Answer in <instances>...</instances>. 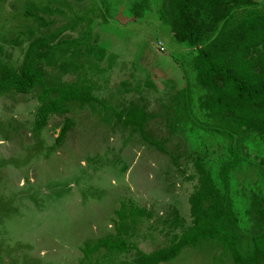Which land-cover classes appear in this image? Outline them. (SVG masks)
Instances as JSON below:
<instances>
[{
    "label": "rangeland",
    "instance_id": "rangeland-1",
    "mask_svg": "<svg viewBox=\"0 0 264 264\" xmlns=\"http://www.w3.org/2000/svg\"><path fill=\"white\" fill-rule=\"evenodd\" d=\"M112 2L116 14L104 20L100 0H0V66L14 69L33 37L69 39L92 19V49L53 45L55 59L44 67L56 81L90 86L95 97L41 123L38 88L0 93V264H139L140 251L170 245L191 224L198 157L218 185L229 180L241 221L243 194H264V139L250 135L241 152L229 150L197 107L201 89L190 66L197 49L174 38L158 0L137 19L130 0ZM141 107L155 142L122 118ZM66 118L71 127L57 142ZM104 237L126 248H93ZM158 264L234 262L206 239Z\"/></svg>",
    "mask_w": 264,
    "mask_h": 264
},
{
    "label": "trees",
    "instance_id": "trees-1",
    "mask_svg": "<svg viewBox=\"0 0 264 264\" xmlns=\"http://www.w3.org/2000/svg\"><path fill=\"white\" fill-rule=\"evenodd\" d=\"M151 0H130L131 19L141 17ZM258 0H158L157 11L166 21L174 38L189 47H195L190 66L201 93L197 107L211 120L210 130L221 135L229 150L234 146L241 152L247 136L264 139V7H256ZM104 20L113 18L117 8L112 0H100ZM33 12V8H29ZM92 19L77 36L59 40L57 32L33 37L18 69L0 66V93L13 89L27 93L38 88L41 102L40 122L50 112L63 113L72 102L81 104L95 99L90 86L75 82L56 81L45 69L54 61L52 48L69 50L84 46L92 49ZM212 38L203 44L209 36ZM188 73V79L190 72ZM192 73V72H191ZM194 83V85H195ZM188 97L191 88L188 81ZM183 93V90H182ZM147 112L130 108L122 118L146 136L143 128ZM66 118L57 142L70 129ZM198 185L188 196L191 224L173 242L149 253L139 252V264H158L175 257L182 248L197 245L202 240L214 239L227 252L234 264H264V194L249 189L243 194L245 218L241 221L228 191V182L222 177V186L214 180L211 170L198 157ZM142 210H131V216ZM124 213L122 212V216ZM105 246L123 251L124 241L100 238L93 248Z\"/></svg>",
    "mask_w": 264,
    "mask_h": 264
}]
</instances>
